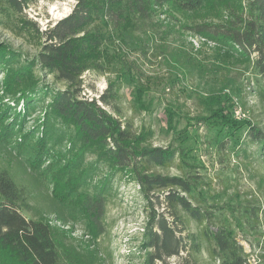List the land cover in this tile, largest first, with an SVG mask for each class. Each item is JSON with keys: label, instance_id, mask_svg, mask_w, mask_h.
<instances>
[{"label": "trees", "instance_id": "obj_1", "mask_svg": "<svg viewBox=\"0 0 264 264\" xmlns=\"http://www.w3.org/2000/svg\"><path fill=\"white\" fill-rule=\"evenodd\" d=\"M37 1L0 0V10L4 6L18 15ZM72 1L68 15L53 27L36 31L42 43L31 59L0 43V84L5 91L0 99L6 97L7 105L13 106L7 107L9 112L20 108L10 125L3 124L5 114H0V140L6 135L4 131L18 126L13 132L26 148L22 160L28 166L22 167L20 156L14 157L28 175L21 182L9 165L0 166V264H6L5 254L8 264H83L66 244L67 235L77 223L88 243L105 234V204L118 175L137 185L145 203L141 264H169L172 257L179 258L176 264H204L200 256H205V264H253L242 242L250 247L253 244L242 232L246 224L263 221L264 209L244 206L245 219H232L237 232L219 215L228 208L195 203L192 198L197 187L191 176L158 171L174 166L176 151L147 144L128 122L120 120L121 81L110 80L97 99H88L81 95V77L86 72H103V55L115 41H141L145 28L163 16L213 44L214 61L252 66L264 82V0H240L236 6L225 0ZM19 22L25 25L22 19ZM165 28L164 37L169 34ZM41 73L64 87L50 88L51 93L47 89L38 97ZM258 95L261 97L263 91ZM226 98L212 97L209 101L216 104L206 103L209 118L200 120H210L211 125L235 133L245 128L246 138L261 148L264 129L251 121L234 119ZM35 101H39L40 116L24 134L30 106L29 114L37 113L32 104ZM214 105L216 109H211ZM49 169L59 175H47ZM38 200L42 202L35 204ZM161 204L164 207L159 211ZM25 212L31 218L27 219ZM256 244L259 253L254 264H264V243ZM94 251L86 255L103 264Z\"/></svg>", "mask_w": 264, "mask_h": 264}, {"label": "rangeland", "instance_id": "obj_2", "mask_svg": "<svg viewBox=\"0 0 264 264\" xmlns=\"http://www.w3.org/2000/svg\"><path fill=\"white\" fill-rule=\"evenodd\" d=\"M225 1L232 6L240 3V0ZM73 3L72 0H38L18 15L1 6L4 10L0 11L6 14L0 13V43L31 59L42 43L36 31L53 27L55 22L69 14ZM20 19L25 25L20 24ZM171 22L159 16L145 28L141 41L131 44L115 41L114 46L103 55L104 71L86 72L81 77V95L97 99L110 80H120V120L128 122L132 131L140 134L147 144L176 151L174 166L158 171L170 176H191L197 187L192 198L196 199L195 203L224 206L228 211L220 210L222 219L232 224L233 217H237L242 222V218L245 219L242 212L244 206L264 209V144L260 148L247 139L245 128L235 133L211 125L210 120L203 122L200 119L209 118L210 108L207 104H216L209 101L212 97L227 96L232 99L229 101L226 98L225 102L234 119L251 121L264 129V82L252 66L234 63L222 65L214 61L213 44L192 36L178 23ZM167 25L169 30L165 28ZM26 27L32 31L24 30ZM164 28L169 32L165 37L162 35ZM34 71L37 74V70ZM41 74L39 87L42 90L38 91V97L43 96L47 89L64 87L49 76L43 78L44 74ZM2 77L0 73V80ZM0 87L1 97L5 91L1 84ZM258 91H263L261 97ZM5 100L6 97L0 99V105ZM37 103L39 101L32 103L37 107V113L32 112V116L29 114L30 106L24 134L40 116L41 108ZM7 107L13 108L5 102L0 107V114H5L3 124L10 125L20 108L9 112ZM211 109H216V106ZM0 128H3L1 124ZM17 128L12 126V131H4L6 135L0 140V166L9 165L12 173H17L18 182H21L28 175L21 171V165H16L14 157L20 156L17 158L22 161V167L28 166L22 160L26 148L17 140L19 136H14L13 129L16 132ZM43 169L44 165H41L42 173ZM49 170L47 175H59V172ZM111 184L113 191L107 196L108 202L105 204V234L97 242L88 243L89 238L82 232L81 224L77 223L74 231L67 235L66 244L74 253H78L79 261L83 264H97L86 255L93 250H96L94 253L103 260V264H141L143 252L140 251V240L146 222L145 203L137 185L125 177L118 175ZM41 190L44 191V188ZM41 202L38 200L35 204ZM163 207L161 204L157 209L162 211ZM23 214L27 219L31 218L30 214ZM232 227L239 232L238 226L232 224ZM246 227L242 233L253 247L246 242H242V245L250 253L249 259L254 264L259 253L256 243H264V219L253 226L246 224ZM6 257L5 254L3 263L8 264ZM199 259L206 263L205 256ZM178 260L172 257L167 262L176 264Z\"/></svg>", "mask_w": 264, "mask_h": 264}]
</instances>
